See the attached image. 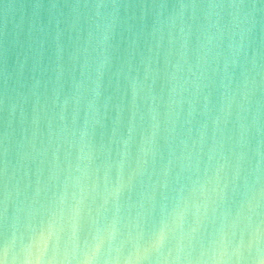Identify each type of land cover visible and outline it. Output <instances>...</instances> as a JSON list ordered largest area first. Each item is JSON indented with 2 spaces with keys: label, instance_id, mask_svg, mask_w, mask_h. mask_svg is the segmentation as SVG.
Masks as SVG:
<instances>
[{
  "label": "clouds",
  "instance_id": "clouds-1",
  "mask_svg": "<svg viewBox=\"0 0 264 264\" xmlns=\"http://www.w3.org/2000/svg\"><path fill=\"white\" fill-rule=\"evenodd\" d=\"M0 264H264V0H0Z\"/></svg>",
  "mask_w": 264,
  "mask_h": 264
}]
</instances>
